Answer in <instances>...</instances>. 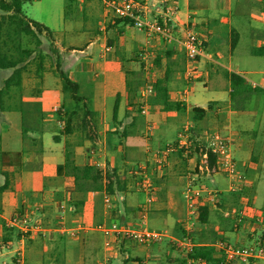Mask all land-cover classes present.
I'll return each mask as SVG.
<instances>
[{"label": "crops", "instance_id": "obj_1", "mask_svg": "<svg viewBox=\"0 0 264 264\" xmlns=\"http://www.w3.org/2000/svg\"><path fill=\"white\" fill-rule=\"evenodd\" d=\"M77 1L82 11L88 9L89 17L102 8L99 27L88 31L90 37L81 46L63 44L57 35L55 44L63 68L80 84L79 94L89 100L94 116L87 117L86 126H81L79 115L73 133L62 135L58 116L51 112L54 106L72 110L76 105L64 96L60 79L52 71L46 72L37 85L40 92L34 90L37 86L33 88L37 96L32 91L31 98H27L25 88L23 101L37 103L38 107L27 116L30 125H23L19 111H0L6 132L5 137H0V151L21 152L23 160L19 168L0 164V186L4 182L2 172L11 174L13 181L12 189L0 192V256L6 259L3 264H13L14 253L21 245V237L9 221L30 212L43 222L46 231L33 233L24 241L26 264H187L188 253L174 240L188 236L195 247H212L216 257L221 256L220 241L237 247L256 242L261 238L260 227L239 218L236 208H231L236 213L223 211L214 225L211 221L197 222L188 229L184 191L190 181L195 187L216 189L220 209L227 206L231 196L240 197L247 212L264 218V211L260 210L264 203V93L235 103L229 80V74L235 72L264 89V70H248L247 73L260 75L250 82L239 70L240 63H233L234 59L254 56L252 48L264 45V0H162L178 7L176 35L180 37V30L186 26L203 41L206 53L199 59L191 82L185 78L186 56L181 44H168L160 35H154L151 45L145 47V33L107 13L101 0ZM234 30L239 41L232 48ZM137 32L142 34V41ZM97 46L102 49L100 62L93 58ZM157 58L161 59L160 68L153 66ZM165 74H169L170 101L184 102L185 108L162 111L152 106L149 115L142 116L140 75H150L152 82L148 85L152 86L156 77ZM211 91L214 95L209 96ZM59 100L62 102L57 104ZM194 106L206 110L204 119L197 123L192 118ZM184 125L197 128L202 135L220 131L231 139L243 176L239 191L231 190V181L225 175L202 170L200 154L187 157L176 150L166 153L169 146L181 140ZM122 134L125 136L118 141ZM56 135L60 141L55 140ZM68 140L77 145L76 164L95 162L103 169L115 168L129 179L123 193L111 196V208L105 205L104 192H78L72 177L58 173V167L65 162ZM163 154L167 166L162 169L159 159ZM139 165L146 167L144 174L151 177L156 195L145 221L141 220L140 211L147 196L140 189L143 175L138 171ZM213 208L210 207V218ZM113 222L167 231L169 237L142 244L97 229L100 224ZM228 232L236 235V244ZM178 249L182 254H171V250Z\"/></svg>", "mask_w": 264, "mask_h": 264}, {"label": "trees", "instance_id": "obj_2", "mask_svg": "<svg viewBox=\"0 0 264 264\" xmlns=\"http://www.w3.org/2000/svg\"><path fill=\"white\" fill-rule=\"evenodd\" d=\"M24 0H0V69L11 70V74L0 83V111L15 110L22 114L23 125H30L27 116L32 112L31 109H37V103H28L23 101L25 96V75L32 73L33 78L37 80V85L43 81L44 74L52 71L59 79L62 85L64 96L70 99L76 108L69 110L64 107L60 109L61 119L65 120V127L61 129L62 135H71L76 129L75 120L82 115L81 126H86V118L93 117L94 111L89 106V100L79 94L81 86L73 80L69 73L63 68L62 57L59 48L56 46L55 32L47 25L28 18L23 12L22 5ZM118 21L133 23L128 19H118ZM232 48L236 47L239 41V34L233 31ZM42 36L50 43V51L45 52L41 47L43 44ZM254 56L264 57V45L253 47L251 50ZM47 58H52L53 65L47 67L45 65ZM34 63L35 69L30 68V64ZM154 68H160L161 59L157 58L153 63ZM153 68V69H154ZM152 69V68H151ZM231 85L232 100L241 104L248 101L253 95L264 93L261 87L253 86L246 81L242 75L232 72L229 74ZM169 74L162 77H156L153 81V92L148 96V102L151 106H158L162 111H181L185 108L184 102L170 101L169 94ZM34 90L40 92L37 86ZM33 96H37L33 91ZM117 109V107H116ZM206 110L199 106L192 108V118L197 123L204 119ZM25 131V129H24ZM197 128H191L189 140L193 143V147L189 149L178 148L177 143L174 144L176 151L185 156H193L192 154L202 155L206 151V142L204 135L199 134ZM27 132V131H25ZM123 136L119 135L118 141H122ZM56 141H60L58 135L55 136ZM75 142L68 140L66 142L65 162L58 167V173H65L72 177L75 182V188L78 192L97 191L105 192L108 195H116L123 193L129 179L123 177L117 169H103L95 165H78L74 160ZM0 164L2 166L19 168L23 164L22 153L13 151H0ZM215 164V157H210V168ZM4 182L0 186V192L13 188L12 176L8 172H2ZM211 209L203 207L199 222L207 224L210 221ZM18 237L20 234L18 233ZM264 240V235L261 237ZM215 250L210 246H196L188 254L191 259L202 258L208 264H220L222 258L214 256Z\"/></svg>", "mask_w": 264, "mask_h": 264}, {"label": "built area", "instance_id": "obj_3", "mask_svg": "<svg viewBox=\"0 0 264 264\" xmlns=\"http://www.w3.org/2000/svg\"><path fill=\"white\" fill-rule=\"evenodd\" d=\"M107 13L120 19H128L133 26L141 30L146 35L145 47L152 43L154 35H160L168 44L179 43L183 47L186 56L185 78L191 82L197 74V63L205 55L203 41L199 34L192 28L183 27L180 30V37L176 35L175 15L178 7L174 3L157 6L151 9L146 0H101ZM147 49V48H146ZM147 51V50H145ZM146 53V52H145ZM153 92V86L148 85L141 90V102L139 104L140 114L144 117L149 115L151 105L148 102V96ZM58 116V124L61 129L65 127L64 118L61 119L60 108H55ZM152 130V127L149 128ZM191 128L184 125L181 129V140L177 142L178 148L189 149L193 143L189 140ZM204 140L206 142V151L201 155V169L225 175L231 181V190L239 191L242 187L243 176L241 175L238 164L231 146V139L220 131L205 132ZM176 147L171 145L167 152L175 151ZM92 154L94 152L92 151ZM215 157V164L210 168V157ZM162 169L167 166L165 154L159 159ZM99 166L98 163L94 164ZM146 167L138 166V171L143 175L139 182L140 189L146 194V204L141 208V220L147 219L148 206L155 200V189L152 179L149 175L144 174ZM96 192V191H94ZM186 201L187 218L186 227L191 229L192 226L199 222L201 209L203 207H214L219 201L218 191L216 189L199 186L195 187L190 181L187 189L184 191ZM104 202L107 208L112 206V197L104 192ZM236 213V209L230 211ZM227 216L230 214L227 213ZM9 226L15 228L21 237V245L16 249L13 264H26V253L24 241L33 233H43L46 228L42 221L35 218V213H25L17 215L9 221ZM97 229L106 234L112 233L116 237L123 236L126 239L138 241L142 244H150L169 237L167 231L150 230L147 227L132 226L120 222H113L110 225L100 224ZM179 247L186 249L189 254L195 247L192 240L185 236L182 239L174 240ZM221 249L222 262L220 264H249L251 259H264V240L260 239L255 245L246 247H237L231 244L218 242ZM8 264V263H4ZM187 264H208L205 259H191L187 256Z\"/></svg>", "mask_w": 264, "mask_h": 264}, {"label": "rangeland", "instance_id": "obj_4", "mask_svg": "<svg viewBox=\"0 0 264 264\" xmlns=\"http://www.w3.org/2000/svg\"><path fill=\"white\" fill-rule=\"evenodd\" d=\"M169 3L171 2L170 1L163 2L162 0H159L158 2H156V0H148V4L150 5L151 8H156L157 6H163V4H169ZM22 8H23V12L28 18L38 21L40 23H43L47 25L48 27H50L55 32V35H57L58 39L62 41L63 44H74L75 46H81L82 44H84L90 37L88 34L89 33L88 31H93V29H97L99 27L100 15L102 12L101 10L102 8H100L97 11H95L92 15H90L89 17L88 9H85L84 11H82L80 9V6L77 0H24ZM137 30L141 31L139 29ZM78 31H79V34L76 33ZM137 33H138V36L140 37V40L142 41L143 40L142 34H140V32H137ZM42 40H43V44L41 48L45 52H49L50 51L49 41L44 36H42ZM101 54H102V49L99 46H97L95 48V53L93 56L96 62H100ZM233 63L234 64L240 63L239 70H242V72H244L243 73L244 76L248 80H250V82L255 80V78H257L260 75L259 74L254 75L251 73H247L248 70H258V71L264 70V57L248 56L245 58L234 59ZM53 64L54 63H53L52 58H47L45 65L47 67H51ZM30 65H31L30 68L34 70L36 65L34 63ZM232 68L236 70L235 65H232ZM147 70L148 72H150L151 67L149 66ZM10 74H11V70L0 69V83L2 84L4 79H6ZM148 76L149 78H146L143 75H140V77L143 78L142 80H140L142 84H140L139 82L140 84L139 86H141L142 88L141 90L145 89L146 86L152 82L150 78L151 76L150 75ZM24 84L26 88V97L31 98V93L33 91V88L37 86L32 73H29V74L27 73L25 75ZM212 95H214L213 91L210 92L209 96H212ZM262 99L263 97L260 96L259 100L262 101ZM60 102H62V100H59L56 103L58 104ZM203 105H205V103H203ZM56 107L61 109V106L59 105L54 106L51 112L52 114L56 115V112H55ZM5 133L6 132H4L3 123L0 122V137L2 138L3 136L5 137ZM1 183H2V178L0 176V184ZM226 203H227L226 204L227 206L224 207L223 209H220L221 207H220L219 201L214 206L213 213L210 218V221L212 222L213 225L219 222L220 216L223 211H227L228 209L231 210V208H236L239 218H245L246 220H250L254 222L255 224H257L260 227L258 230L259 231L258 235H260L261 237L264 235V218L261 219L259 216H252L249 212H247L246 208L240 201V197L231 196L230 200ZM248 204L253 205V203H248ZM260 208H261L260 209L261 211H264V203L262 204V207ZM249 217H252V218H249ZM227 234L228 236H230L233 244H236L235 243L236 235L231 232H228ZM260 239L261 238L257 239V241H259ZM257 241L254 243L253 242L251 243V241H249L248 245L249 246L255 245ZM175 248H177L176 245H175ZM183 250L185 251L186 249H183ZM36 251L38 252V250ZM177 252H175L174 250H171V254L174 256L178 254L179 255L182 254V251H179V249L177 250ZM155 253H157V251H153V254ZM38 256L39 255L37 253L36 257L38 258ZM153 259L154 258L152 257L151 260ZM5 260H3V258L0 256V264H3V261ZM154 261H151V262H154ZM249 264H264V259H251Z\"/></svg>", "mask_w": 264, "mask_h": 264}]
</instances>
